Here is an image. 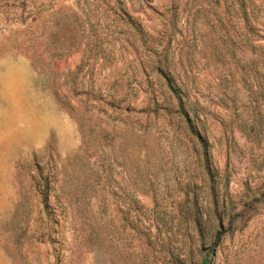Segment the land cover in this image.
<instances>
[{
	"label": "rangeland",
	"instance_id": "rangeland-1",
	"mask_svg": "<svg viewBox=\"0 0 264 264\" xmlns=\"http://www.w3.org/2000/svg\"><path fill=\"white\" fill-rule=\"evenodd\" d=\"M264 264V0H0V264Z\"/></svg>",
	"mask_w": 264,
	"mask_h": 264
},
{
	"label": "trees",
	"instance_id": "trees-1",
	"mask_svg": "<svg viewBox=\"0 0 264 264\" xmlns=\"http://www.w3.org/2000/svg\"><path fill=\"white\" fill-rule=\"evenodd\" d=\"M206 263H207L206 260H204V261H203V264H206Z\"/></svg>",
	"mask_w": 264,
	"mask_h": 264
}]
</instances>
